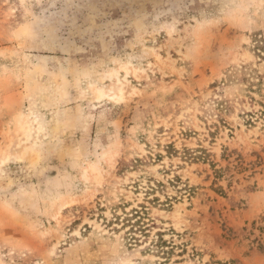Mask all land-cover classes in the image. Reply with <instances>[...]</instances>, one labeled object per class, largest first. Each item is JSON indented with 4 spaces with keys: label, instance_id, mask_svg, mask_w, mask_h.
I'll list each match as a JSON object with an SVG mask.
<instances>
[{
    "label": "rangeland",
    "instance_id": "rangeland-1",
    "mask_svg": "<svg viewBox=\"0 0 264 264\" xmlns=\"http://www.w3.org/2000/svg\"><path fill=\"white\" fill-rule=\"evenodd\" d=\"M0 264H264V0H0Z\"/></svg>",
    "mask_w": 264,
    "mask_h": 264
},
{
    "label": "bare ground",
    "instance_id": "bare-ground-1",
    "mask_svg": "<svg viewBox=\"0 0 264 264\" xmlns=\"http://www.w3.org/2000/svg\"><path fill=\"white\" fill-rule=\"evenodd\" d=\"M99 91L102 92L101 89H99ZM22 128H23L24 131L27 133V136H30L29 129H28L29 127L27 128V127L24 125V126H22Z\"/></svg>",
    "mask_w": 264,
    "mask_h": 264
}]
</instances>
